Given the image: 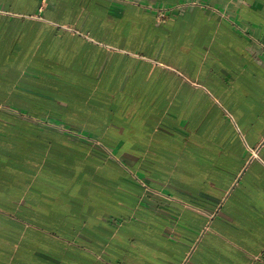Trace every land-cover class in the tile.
Listing matches in <instances>:
<instances>
[{
  "label": "crops",
  "instance_id": "1",
  "mask_svg": "<svg viewBox=\"0 0 264 264\" xmlns=\"http://www.w3.org/2000/svg\"><path fill=\"white\" fill-rule=\"evenodd\" d=\"M0 264H264V0H0Z\"/></svg>",
  "mask_w": 264,
  "mask_h": 264
}]
</instances>
